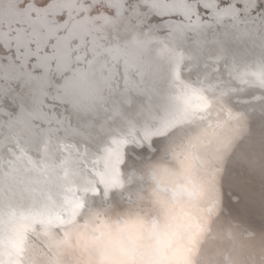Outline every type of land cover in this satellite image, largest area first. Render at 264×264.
I'll list each match as a JSON object with an SVG mask.
<instances>
[{
  "label": "snow or ice",
  "instance_id": "obj_1",
  "mask_svg": "<svg viewBox=\"0 0 264 264\" xmlns=\"http://www.w3.org/2000/svg\"><path fill=\"white\" fill-rule=\"evenodd\" d=\"M0 264H264V0H0Z\"/></svg>",
  "mask_w": 264,
  "mask_h": 264
}]
</instances>
